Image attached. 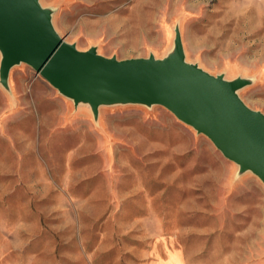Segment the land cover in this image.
<instances>
[{"label":"rangeland","instance_id":"374dc122","mask_svg":"<svg viewBox=\"0 0 264 264\" xmlns=\"http://www.w3.org/2000/svg\"><path fill=\"white\" fill-rule=\"evenodd\" d=\"M64 40L251 79L264 113V0H39ZM160 105H73L30 66L0 85V264H264V185Z\"/></svg>","mask_w":264,"mask_h":264},{"label":"water","instance_id":"95a60500","mask_svg":"<svg viewBox=\"0 0 264 264\" xmlns=\"http://www.w3.org/2000/svg\"><path fill=\"white\" fill-rule=\"evenodd\" d=\"M52 13L39 0H0L3 88L9 90L10 70L24 63L74 106L87 104L95 120L100 106L160 105L206 136L238 174L250 171L264 185V113L239 96L251 79H227L187 61L178 25L163 57L119 59L64 40Z\"/></svg>","mask_w":264,"mask_h":264}]
</instances>
